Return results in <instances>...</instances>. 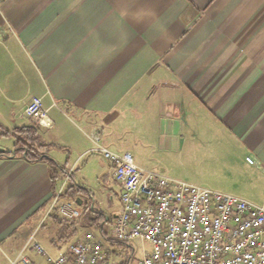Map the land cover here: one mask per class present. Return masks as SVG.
Segmentation results:
<instances>
[{
  "label": "crops",
  "instance_id": "obj_1",
  "mask_svg": "<svg viewBox=\"0 0 264 264\" xmlns=\"http://www.w3.org/2000/svg\"><path fill=\"white\" fill-rule=\"evenodd\" d=\"M35 97L51 128L26 115ZM28 126L65 170L56 179L46 161L16 156V139L2 135ZM96 133L140 167L151 147L194 141L225 163L228 185L218 192L262 204L264 0H0V264L22 256L40 264L34 240L56 256L87 231L113 226L122 186L96 151ZM72 169L66 198L82 210L75 221L54 204ZM106 177L107 203V189L91 187Z\"/></svg>",
  "mask_w": 264,
  "mask_h": 264
},
{
  "label": "built area",
  "instance_id": "obj_2",
  "mask_svg": "<svg viewBox=\"0 0 264 264\" xmlns=\"http://www.w3.org/2000/svg\"><path fill=\"white\" fill-rule=\"evenodd\" d=\"M25 113L36 125H53L40 97L31 100ZM91 137L122 186L120 211L107 233L89 230L56 256L33 239V249L47 264H131L132 256L120 261V254L106 246L108 237L124 249L138 239L147 242L151 251L144 252L140 264H264V202L256 204L144 169L132 153L103 146L100 133ZM247 160L255 164L253 158ZM72 173L73 169L67 173L54 204L63 218L75 221L82 218L81 208L62 196ZM21 261L32 264L26 256Z\"/></svg>",
  "mask_w": 264,
  "mask_h": 264
},
{
  "label": "rangeland",
  "instance_id": "obj_3",
  "mask_svg": "<svg viewBox=\"0 0 264 264\" xmlns=\"http://www.w3.org/2000/svg\"><path fill=\"white\" fill-rule=\"evenodd\" d=\"M224 138L222 136L216 137V139L219 140ZM203 139H205L207 143H210L215 137H204ZM194 144L193 141L192 145L187 144L185 147H175L166 151H162L158 147H151L141 152L143 161L141 167L161 173L171 179L190 182L213 191L225 189L228 185L225 163L220 162L221 160L217 157V153L206 150L205 148L195 147ZM134 155L135 154H133V156ZM95 184L97 186H94V184L91 186L93 189L97 187L107 189L103 193L104 202L107 203V192L113 185L112 180L106 177L105 179H100L95 182ZM133 246L135 247V252L132 258V264H138L139 261L143 260L144 252L151 251V246L147 242H142L139 239L133 242ZM115 248L121 251V253H125V257L118 256L120 261L124 259L127 260L131 257L129 249L124 250V248L118 245L115 246ZM47 252L49 253L48 250ZM33 256L38 258L40 264H47L44 256L37 252H34Z\"/></svg>",
  "mask_w": 264,
  "mask_h": 264
},
{
  "label": "trees",
  "instance_id": "obj_4",
  "mask_svg": "<svg viewBox=\"0 0 264 264\" xmlns=\"http://www.w3.org/2000/svg\"><path fill=\"white\" fill-rule=\"evenodd\" d=\"M2 135H12L16 139V144L13 152L16 156H25L27 161L31 163L46 161L50 166V171L53 179H56L60 171H63L65 173V170L60 168L58 164H56L53 160L46 156V152L49 146L42 141V138L35 126L20 127L16 128L13 131H4ZM72 188L73 186H68L63 192L62 196L72 197V195H70ZM96 214L100 215V213L98 212ZM99 219L100 217H96V219L92 218L90 220L91 222H93L94 226L98 227L97 221ZM101 220L103 222L104 217H101ZM110 241L113 246H119V243L114 241L113 239H110Z\"/></svg>",
  "mask_w": 264,
  "mask_h": 264
},
{
  "label": "water",
  "instance_id": "obj_5",
  "mask_svg": "<svg viewBox=\"0 0 264 264\" xmlns=\"http://www.w3.org/2000/svg\"><path fill=\"white\" fill-rule=\"evenodd\" d=\"M0 150H2V149L0 148Z\"/></svg>",
  "mask_w": 264,
  "mask_h": 264
}]
</instances>
